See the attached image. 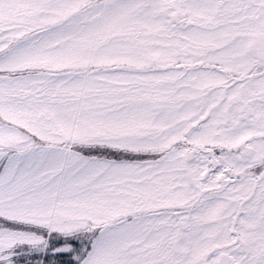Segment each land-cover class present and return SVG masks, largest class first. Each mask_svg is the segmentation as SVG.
I'll return each mask as SVG.
<instances>
[{"label":"snow or ice","instance_id":"obj_1","mask_svg":"<svg viewBox=\"0 0 264 264\" xmlns=\"http://www.w3.org/2000/svg\"><path fill=\"white\" fill-rule=\"evenodd\" d=\"M0 264H264V0H0Z\"/></svg>","mask_w":264,"mask_h":264}]
</instances>
